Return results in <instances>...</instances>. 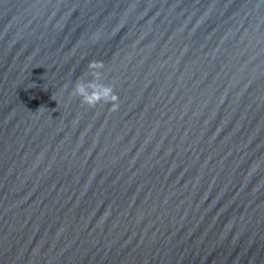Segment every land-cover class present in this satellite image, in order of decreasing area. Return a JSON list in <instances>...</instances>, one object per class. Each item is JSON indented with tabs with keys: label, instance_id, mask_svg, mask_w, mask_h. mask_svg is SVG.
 <instances>
[{
	"label": "water",
	"instance_id": "1",
	"mask_svg": "<svg viewBox=\"0 0 264 264\" xmlns=\"http://www.w3.org/2000/svg\"><path fill=\"white\" fill-rule=\"evenodd\" d=\"M0 264H264V0H0Z\"/></svg>",
	"mask_w": 264,
	"mask_h": 264
},
{
	"label": "clouds",
	"instance_id": "2",
	"mask_svg": "<svg viewBox=\"0 0 264 264\" xmlns=\"http://www.w3.org/2000/svg\"><path fill=\"white\" fill-rule=\"evenodd\" d=\"M104 64L102 61H90L88 64L89 69H102ZM96 75L98 76L99 73L97 72ZM99 91H93L91 94H86L85 89L82 85H77L75 89V94L82 97V102L87 104L89 107H95L101 99L105 101V103L111 104V110L115 111L119 104H118V96L115 94L113 87L108 86H99ZM72 95V93H71Z\"/></svg>",
	"mask_w": 264,
	"mask_h": 264
}]
</instances>
